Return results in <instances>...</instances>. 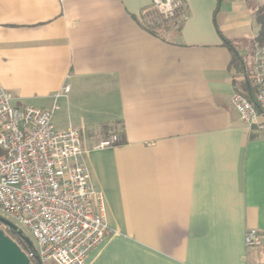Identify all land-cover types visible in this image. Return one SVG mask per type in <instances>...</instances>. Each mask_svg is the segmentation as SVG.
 <instances>
[{"label":"crops","instance_id":"0c3cea01","mask_svg":"<svg viewBox=\"0 0 264 264\" xmlns=\"http://www.w3.org/2000/svg\"><path fill=\"white\" fill-rule=\"evenodd\" d=\"M180 2L155 35L150 0H0V85L79 131L102 194L110 234L84 264H264V239L245 245L264 235V135L231 102L252 94L264 0Z\"/></svg>","mask_w":264,"mask_h":264},{"label":"built area","instance_id":"2783aa9c","mask_svg":"<svg viewBox=\"0 0 264 264\" xmlns=\"http://www.w3.org/2000/svg\"><path fill=\"white\" fill-rule=\"evenodd\" d=\"M149 8L156 18L144 15V26H153L156 20L177 25L184 17L182 11L176 14L180 0H150ZM253 62L254 101L234 93L231 102L240 121L264 135V125L259 122L264 120V47L254 46ZM68 91V87L63 89L64 94ZM12 102L0 85V216L32 237L34 244L28 247L18 236L30 264H84L87 254L110 230L95 211L96 206L102 208L103 199L90 183L80 133L72 127L55 129V107L44 111ZM116 142L113 136L95 149ZM263 239L264 235L250 229L245 245L255 248Z\"/></svg>","mask_w":264,"mask_h":264},{"label":"trees","instance_id":"16d2710c","mask_svg":"<svg viewBox=\"0 0 264 264\" xmlns=\"http://www.w3.org/2000/svg\"><path fill=\"white\" fill-rule=\"evenodd\" d=\"M179 11H181V8H179L176 12V14L179 13ZM151 14H153V10L150 9L149 7L147 9L144 10L142 17L144 15H149L152 16ZM255 21L259 27V31L258 34L254 40V46L258 45L261 47H264V5L260 6L256 11H255ZM168 20H161V22L159 24H154L153 26H144V29L155 34L158 35V33L162 30H168L171 29L168 26ZM181 24V23H180ZM224 45H226L231 51H233L231 44L228 41H224ZM240 59L238 58V56L234 53L232 55V65L234 66V68H239L240 65ZM240 70H242V72L244 71L243 68H239ZM252 94L251 95H245V98L248 99L249 101L253 102L254 101V87L253 90L251 89ZM123 138H117V142L115 143V145H121L123 144Z\"/></svg>","mask_w":264,"mask_h":264},{"label":"water","instance_id":"95a60500","mask_svg":"<svg viewBox=\"0 0 264 264\" xmlns=\"http://www.w3.org/2000/svg\"><path fill=\"white\" fill-rule=\"evenodd\" d=\"M0 224L19 236L26 246H31V242L22 235L18 228L2 216H0ZM0 264H30L20 247L2 231H0Z\"/></svg>","mask_w":264,"mask_h":264},{"label":"rangeland","instance_id":"374dc122","mask_svg":"<svg viewBox=\"0 0 264 264\" xmlns=\"http://www.w3.org/2000/svg\"><path fill=\"white\" fill-rule=\"evenodd\" d=\"M180 14V13H179ZM178 14V15H179ZM152 15V17L153 18H156V16H154V14H151ZM161 21L160 20H156L155 21V23L156 24H159ZM175 22V21H174ZM180 22L181 21H179L178 23H177V25L176 24H173V23H171V22H168L167 24H168V26L169 27H171L170 25H172V27H171V29H178L179 28V26H180ZM12 105H14V103L12 102ZM61 113V112H60ZM60 113H57L56 115H55V119L58 117V118H60L61 116H62V114H60ZM2 217H4V216H2ZM5 219H7L8 221H10L12 224H14V222L13 221H11L10 219H8L7 217H4ZM15 225V224H14ZM1 226H3V225H1L0 224V230L2 229V227ZM18 226V225H17ZM18 228H19V230H21V232H22V235L25 237V238H27L32 244H34V241H33V239H32V237L30 236V234L25 230V229H23V228H21V227H19L18 226ZM48 264H53V263H48Z\"/></svg>","mask_w":264,"mask_h":264},{"label":"flooded vegetation","instance_id":"af4514ba","mask_svg":"<svg viewBox=\"0 0 264 264\" xmlns=\"http://www.w3.org/2000/svg\"><path fill=\"white\" fill-rule=\"evenodd\" d=\"M2 229L0 231H2L4 233V235H6L8 238H10L13 242H15L18 246L20 247H24V243L22 242V240L12 231L8 230L5 226H1Z\"/></svg>","mask_w":264,"mask_h":264}]
</instances>
